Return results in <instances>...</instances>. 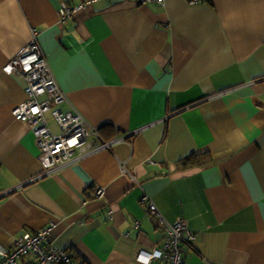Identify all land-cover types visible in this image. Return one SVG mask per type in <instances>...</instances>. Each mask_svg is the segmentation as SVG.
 <instances>
[{
  "label": "crops",
  "instance_id": "0c3cea01",
  "mask_svg": "<svg viewBox=\"0 0 264 264\" xmlns=\"http://www.w3.org/2000/svg\"><path fill=\"white\" fill-rule=\"evenodd\" d=\"M80 1L0 0V249L53 223L48 243L70 264H142L165 239L145 193L194 235L184 264H264V0H96L61 23ZM32 30L59 109L116 139L45 176L12 115L25 81L3 70ZM190 155L205 164L183 169Z\"/></svg>",
  "mask_w": 264,
  "mask_h": 264
},
{
  "label": "built area",
  "instance_id": "2783aa9c",
  "mask_svg": "<svg viewBox=\"0 0 264 264\" xmlns=\"http://www.w3.org/2000/svg\"><path fill=\"white\" fill-rule=\"evenodd\" d=\"M95 1L81 0L70 6L63 5L59 11V21L63 23L71 19L74 13ZM137 1L141 4L164 3V0ZM199 1L188 0L190 4ZM3 70L18 75L25 81L26 97L14 107L12 115L15 120L26 123L36 139L38 160L43 167L41 176L63 169L87 155L110 149L116 139L104 141L99 133L100 127L89 125L76 109L72 108L69 112L59 109L66 97L56 83L39 46L36 30H32L28 45L10 59ZM47 114L55 121L59 129L58 134L49 127L45 116ZM122 172L127 173L123 168ZM103 192L104 190L99 188L95 195L101 197ZM140 202L145 206L146 212L157 219L165 239L162 249L140 250L135 259L142 264H149L154 260H162L164 264H184L181 243H191L195 238L187 230L186 223L182 220L175 224L166 222L145 193L142 194ZM53 228L54 224L50 223L36 233L26 232L15 238L11 249H0V264H70L73 259L72 251L56 249L48 243L47 236Z\"/></svg>",
  "mask_w": 264,
  "mask_h": 264
},
{
  "label": "trees",
  "instance_id": "16d2710c",
  "mask_svg": "<svg viewBox=\"0 0 264 264\" xmlns=\"http://www.w3.org/2000/svg\"><path fill=\"white\" fill-rule=\"evenodd\" d=\"M205 164V161L201 160V157L199 155H190L187 159H185L181 166L182 168H188L194 165H202Z\"/></svg>",
  "mask_w": 264,
  "mask_h": 264
}]
</instances>
